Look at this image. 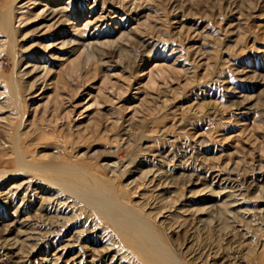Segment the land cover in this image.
Returning <instances> with one entry per match:
<instances>
[{
    "label": "rangeland",
    "instance_id": "374dc122",
    "mask_svg": "<svg viewBox=\"0 0 264 264\" xmlns=\"http://www.w3.org/2000/svg\"><path fill=\"white\" fill-rule=\"evenodd\" d=\"M29 1L21 0L17 7ZM47 2L31 0L28 8H19L12 34L0 27V169L14 166L10 144L17 134L27 158L47 160L46 152L58 148L61 159L91 169L105 156L117 167L132 168L135 161L152 159L148 145L158 139L180 136L179 141L193 144L205 137L198 153L179 160L205 161L221 172L237 163L241 170L222 173L231 181L225 189L212 182L223 194L219 191L212 215H203L199 239L222 244L223 251L211 264H264V226L259 225L263 218L258 210L264 209V178L259 176L264 173V0H57L66 8L63 16L75 25L63 26L65 32L73 37L91 34L100 42L96 48L74 50L60 45L63 37L46 25L53 20L44 23L49 31L41 25L38 15ZM35 55L44 57L39 64L45 72L26 77V62L35 64L31 60ZM12 79L18 98L10 90ZM258 162L263 163L261 171ZM241 171L255 176L249 190L240 183L232 187ZM164 178L186 195L209 182V177H192L188 186L177 172ZM234 189L237 194L226 195ZM207 195L208 189L197 197ZM227 200H235L229 208L235 210L237 220L251 226L246 230L233 222L240 229L235 238L222 236L223 219L214 218L219 204ZM33 209L20 213L0 204V239L5 229L16 228L17 221H33ZM89 219L114 234L96 212ZM193 223L189 218L183 228L170 233L176 248L187 240ZM61 238L65 242L69 236ZM72 240L74 245L63 254L45 241L32 253L15 254L9 244L0 245V264H89L94 250L103 254L104 244L92 233L83 246ZM126 252L118 246L96 264H117Z\"/></svg>",
    "mask_w": 264,
    "mask_h": 264
},
{
    "label": "bare ground",
    "instance_id": "6f19581e",
    "mask_svg": "<svg viewBox=\"0 0 264 264\" xmlns=\"http://www.w3.org/2000/svg\"><path fill=\"white\" fill-rule=\"evenodd\" d=\"M19 1L21 0H4L3 2L0 14V27L3 28L2 30L6 34H12L13 32V21L18 9L28 8L31 0L29 3L24 2L17 7V2ZM65 11L66 8L58 5L57 0H48L38 15H41L40 18L43 22H41V25L46 27L44 23L53 20L52 24L50 23L51 25L48 23L50 26L46 25L55 29L53 32L55 35L63 37L58 41L60 45H68L72 50L77 47H82L83 49L96 48L100 42L93 35L90 34L88 37L75 35L73 37L74 35L65 32L63 26H75L72 25L73 23L69 20V17L63 16ZM43 31L45 32L46 30L44 29ZM41 34L42 32L39 35ZM67 35H69L68 38H66ZM46 45L44 48L48 47ZM51 45L54 44L51 43ZM31 60L35 64H31L30 60H26V71L24 72L26 77H33L36 72H45V70L43 71L45 69L44 65L39 64L40 61L44 60V57L35 55ZM59 60H61V57ZM40 75L35 76L34 80L38 81ZM16 84L15 79H12L9 86L15 97L18 98L20 96L16 92ZM16 104L19 105V103ZM69 132L71 133V131ZM17 135H13V140H10L14 166L12 169H0V204L4 208L12 207L14 212L20 213L28 212L27 210L34 206V220L18 219V225L15 229H5L6 235L0 239V245L6 246V244H9L10 248L15 249V254L32 253L44 241L47 245L52 244L57 252H62L61 254H63L66 249L74 245L72 239L77 240L83 246L86 243L85 239L90 233L97 237L100 242L102 241L104 246L103 254L99 251L95 252V250L94 253H91L88 260L89 264L100 263L104 258V254L109 255L118 246L121 248L125 247L127 252L125 253L126 255L124 254V258L119 259L117 264H211L214 262L215 257L223 251L222 244L219 241L216 243L202 242L201 238L199 239V230L201 229V224L205 222L203 215H212L211 210L214 208V201H218L217 198L222 193V190H215L212 187V182L215 181L217 183V188L225 189L231 181L229 176L227 177L222 173L226 170L230 174V171L241 170V167L235 163L221 172V170L214 171L211 169L206 165L207 162L205 163V161H199L194 164L190 160L189 162L185 159L184 161L179 160L180 156L188 155L190 158L194 156L196 151L198 153L200 146L206 141L205 137L194 141L193 144L179 141L180 136H173L172 140L170 138L161 139L162 141L158 139L148 145L149 151H147L152 159L144 157L142 161H135L132 168H128L127 165L117 167L109 156H105L104 159L99 160L94 169H91L89 168L90 166L68 161L69 158L68 160L65 158L61 159L60 157L63 156V153L61 154L57 151V147L56 150H50L51 152L48 150L47 154L45 153L47 160H44L45 157L43 159L37 158V154L36 158H27V153L23 148L25 146L22 147L20 145L22 140ZM62 142L64 143V141ZM72 142L74 143V141ZM45 144L48 145L47 142ZM52 144L54 148L55 143ZM52 147L50 146L49 148ZM172 154L173 159L169 158ZM41 155L43 154L41 153ZM41 155L39 156L38 154V157H41ZM257 165V170L261 171L263 163L258 162ZM173 172H177L178 176L185 179L188 186L193 184L192 177H197L198 179L202 177L207 179L209 177V182L204 183L205 185L201 189L194 190L191 194L186 195L182 188L179 189L174 186L176 189H172V186L164 178L166 173L168 175V173L172 174ZM244 172L246 173V171ZM242 174L237 176V179L234 178L236 182L233 180L232 184L240 183L245 185L244 188H250L255 176L252 178L248 176V178L244 173ZM263 174L260 173L259 176L264 178ZM240 184H234L232 187ZM143 186L145 189H143ZM258 187L260 188V186ZM207 189L210 192L209 196L207 195V197L201 199L197 197L198 194ZM235 190L227 192L226 195L233 196L237 194ZM148 192L150 193L149 195ZM238 194L239 196L242 195L239 192ZM257 197L262 196L259 194ZM194 198H197L195 201H199L201 204L195 206ZM203 199L207 201L204 202ZM234 201L228 202L227 200L220 203V208L216 210L214 218L218 221L223 219L222 225L225 231L222 236L229 234L235 238L236 232L240 229H237L232 224L233 222L245 226L246 230H250L251 226L248 223H242L243 220H237L238 217L235 210L229 208ZM208 202L213 203L208 204ZM258 210L260 211V217L263 218V222L260 221L259 225L264 226V209ZM93 211L109 223L111 232L114 234L105 233L108 230L103 229L104 227L99 228V225L94 220L90 221L89 218ZM82 215H84V218L81 217ZM189 218L194 222V225L190 228L188 238L186 237L187 242L183 240V244L176 248L170 233L176 228L182 227L188 222ZM86 231H88V234ZM63 234L69 236L65 242L61 240ZM53 238L54 240H52ZM55 243L56 245H54ZM256 247L254 250H257ZM228 248H233V246L229 244ZM225 250L227 249L225 248ZM249 251L251 252L252 250L249 249ZM125 257L128 259L126 260ZM51 261L55 262L56 259Z\"/></svg>",
    "mask_w": 264,
    "mask_h": 264
}]
</instances>
